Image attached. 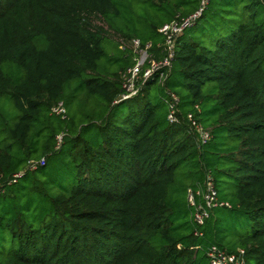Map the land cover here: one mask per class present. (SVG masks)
Instances as JSON below:
<instances>
[{
  "label": "trees",
  "instance_id": "1",
  "mask_svg": "<svg viewBox=\"0 0 264 264\" xmlns=\"http://www.w3.org/2000/svg\"><path fill=\"white\" fill-rule=\"evenodd\" d=\"M155 1L161 10L188 9L182 17L200 7V0ZM260 6V0H209L188 30L199 21L213 20L215 40L181 35L166 82L151 81L139 96L115 103L121 93L120 73L130 65L108 78L97 75L107 35L90 31L84 16L99 15L117 34L156 46L162 42L159 29L177 14L151 25L147 37H137L119 24L117 0H0V103L9 99L19 112L12 126L0 121V175L5 186L0 194V264H209L206 250L211 245L236 252L234 235L244 231L238 243L247 264H264ZM206 85L210 90L205 93ZM178 86L186 91L185 97L176 93L182 114L199 105V119L204 117L200 121L213 127V139L201 149L185 124H170L168 110L161 112L152 103L153 91L165 105L166 90ZM79 90L87 104L92 97L98 98V108L106 104V117L77 133L49 134L37 156L34 143L45 131L46 112L59 102L69 110ZM1 116L8 118L0 108ZM68 143L71 159L59 163L67 164L72 182L62 188L63 180L51 173L22 195L23 188L16 187L19 181L45 169ZM43 158L44 165L7 185L30 161ZM208 171L217 186L234 187L238 206L226 202L231 206L228 215H212L199 238L187 194L203 183Z\"/></svg>",
  "mask_w": 264,
  "mask_h": 264
},
{
  "label": "built area",
  "instance_id": "2",
  "mask_svg": "<svg viewBox=\"0 0 264 264\" xmlns=\"http://www.w3.org/2000/svg\"><path fill=\"white\" fill-rule=\"evenodd\" d=\"M260 2L264 7V0H260ZM208 3L209 0H200V7L195 13L187 17L177 15L174 20L164 24L159 29V33L162 35V42L156 46L153 42H143L136 37L131 39L125 38L113 30H109V34L103 29H94L92 27L94 18H103L99 15L84 16L85 22L90 23V31L97 32L103 30L107 37H110L117 43L121 51H129L133 55V64L120 73L121 93L115 103L139 96L151 81H157L161 85L166 82L170 76L176 57L179 37L184 31L196 24ZM166 94L168 96L165 100L168 108V122L172 125L185 124L189 134L195 137L199 149L208 145L213 139V134L199 119L198 115L201 113L200 106L196 105L194 111H189L186 115H183L180 109L181 100L179 96L170 90H166ZM51 111L53 114L61 116L62 119L66 118L67 110L63 102H59L53 106ZM63 137L64 134L57 137L59 145H61ZM44 164V158L39 161H30L27 169L14 175L13 179L7 182V185L10 186L16 183L26 171H34ZM4 188L2 176L0 175V194L5 193ZM187 199L192 212V221L195 223L194 234L199 238L204 236L203 228L215 209L231 208L228 203L219 200L216 181L211 171L206 172L203 183L198 184L195 189H188ZM206 257L209 264H247L246 252L243 249H238L236 252H228L217 245H211L206 250Z\"/></svg>",
  "mask_w": 264,
  "mask_h": 264
},
{
  "label": "rangeland",
  "instance_id": "3",
  "mask_svg": "<svg viewBox=\"0 0 264 264\" xmlns=\"http://www.w3.org/2000/svg\"><path fill=\"white\" fill-rule=\"evenodd\" d=\"M119 1V5L121 7V18L119 24L129 33L133 34V36L137 37H147L150 32V26L151 25H158L162 24L163 22H168L170 20L171 14L175 13L176 9L174 7L168 8V10H161L158 7H156L157 2L155 0H117ZM263 9V6H260ZM182 12H176L177 14L184 15V11H188V9L183 8ZM208 19H204L202 21H199V24L191 30L186 31L185 33L181 34L183 37H193L198 40H206L205 35H207L208 39H212V41L215 40L213 35L216 32V30L212 27L214 24V21H207ZM92 27L95 29H103L106 33L110 34L111 30L109 28V25L103 21V19L100 18H94ZM114 31V30H113ZM112 36V35H111ZM180 38V37H179ZM208 42V41H207ZM210 45V44H209ZM104 47V57L101 59L100 66H99V72L97 75H99L102 78H108L111 75L117 73L119 69L124 66L125 64H129L130 66L133 64V55L131 52L127 51H121L118 48V45L116 42H114L110 37H107L106 40L103 43ZM160 86V85H158ZM157 88V86H156ZM210 90V86L206 85L204 87V92H208ZM175 93H178L179 96L185 97L186 91L182 90L181 87L173 88L172 90ZM81 94L78 92H75V95H78V99L75 98L74 103H71L69 110H67V119H62L61 116L53 114L52 111L46 112L45 119L43 120L42 128L45 129L44 133L39 137H37V143H34L38 147L37 156H40L42 154V150L45 147L46 141L48 140V136L55 134V132L61 131H69L72 130V132L77 133L82 126L84 125H99L104 120V117L107 115V107L106 104H103V107L98 108L96 106L95 100H98L97 97H92V100L87 104L85 102V96H83L82 91L79 90ZM158 92V91H157ZM68 95V93L66 92ZM217 94H214L213 97H216ZM81 97V98H80ZM152 103L159 107L161 112L166 113L168 108L166 104H159V99L157 95L155 94V91L152 92ZM99 101V100H98ZM215 103V100H212L209 105H212ZM208 105V106H209ZM93 106V107H92ZM207 108V106H205ZM0 108L3 110L5 115H8V118L5 116H1L0 121L3 124H6L7 126H12L18 115L19 112L17 109L13 106V103L9 99H3L0 103ZM106 108V111H105ZM67 109V107H66ZM187 110H190L189 106ZM68 111L70 115L74 118V125L71 123V118L69 117ZM204 117L201 116L200 119H203ZM206 128L210 129L213 134V127L209 125L208 122H203ZM73 126V127H72ZM40 127V126H39ZM3 132L0 134V143H3ZM74 138L75 136H71ZM71 138V139H72ZM67 141V139H66ZM217 142V140H215ZM56 144V142L54 141ZM239 144V142L237 141ZM237 143H233V146L237 147ZM55 144L53 148L55 147ZM55 149V148H54ZM63 153L59 154V152H56L57 154L54 155L50 159L49 165L39 171V172H30L28 177L25 179H22L19 181V184L16 185L18 188H23L21 191V194L23 195L26 192V189L33 186L37 180H42L45 178L46 175L51 174L50 176H60V178L63 180V184H61L62 188L63 186H68L70 181L72 182V172H68V166L67 164L64 165L62 162V167L59 163L60 160L69 161L71 158V146L68 144H65L63 146ZM208 152L210 153H216V150H213L212 148L208 149ZM235 152V151H234ZM54 153V152H53ZM67 163V162H65ZM70 166V165H69ZM70 169V167H69ZM58 172V173H57ZM57 173V174H56ZM63 174V176H62ZM216 187L218 190L219 200L223 202H228L233 208H237L238 206V200L236 193L234 192V187L231 185L227 188H225L224 184H221L220 186ZM226 200V201H225ZM227 210H231L230 208H224V209H217L212 212V215H214L216 218L220 217L222 214H227ZM228 215V214H227ZM244 229V228H243ZM244 232H240L238 234L234 235V240L232 247L243 249V247L239 246L238 240L241 235H243Z\"/></svg>",
  "mask_w": 264,
  "mask_h": 264
}]
</instances>
